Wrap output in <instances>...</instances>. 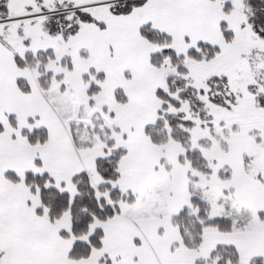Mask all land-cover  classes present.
Segmentation results:
<instances>
[{"label": "snow or ice", "instance_id": "obj_1", "mask_svg": "<svg viewBox=\"0 0 264 264\" xmlns=\"http://www.w3.org/2000/svg\"><path fill=\"white\" fill-rule=\"evenodd\" d=\"M0 264H264V0H0Z\"/></svg>", "mask_w": 264, "mask_h": 264}]
</instances>
